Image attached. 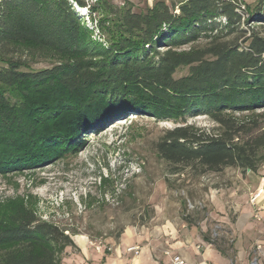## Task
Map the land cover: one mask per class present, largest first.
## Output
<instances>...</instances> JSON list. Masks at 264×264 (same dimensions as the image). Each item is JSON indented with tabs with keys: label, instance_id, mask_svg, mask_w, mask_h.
Wrapping results in <instances>:
<instances>
[{
	"label": "trees",
	"instance_id": "obj_1",
	"mask_svg": "<svg viewBox=\"0 0 264 264\" xmlns=\"http://www.w3.org/2000/svg\"><path fill=\"white\" fill-rule=\"evenodd\" d=\"M86 6L87 0H0V171L76 154L88 133L129 114L179 122L156 143L174 173L258 171L264 127L234 114L264 109V0L248 16L240 0H158L145 13L112 10L117 19L96 23L102 40L80 18L78 8ZM202 38L204 47L182 49ZM20 46L59 61L23 70ZM185 66L189 74L175 78ZM200 115L215 126L187 123ZM72 235L21 205L0 218V264H63L66 249L76 246Z\"/></svg>",
	"mask_w": 264,
	"mask_h": 264
},
{
	"label": "rangeland",
	"instance_id": "obj_2",
	"mask_svg": "<svg viewBox=\"0 0 264 264\" xmlns=\"http://www.w3.org/2000/svg\"><path fill=\"white\" fill-rule=\"evenodd\" d=\"M157 1L87 0L88 9H78L85 25L94 28V37L102 40L95 26L103 18L117 19L112 10L145 13ZM164 1L172 5L182 0ZM259 1L240 0L243 15L248 16V9L255 10ZM105 2L111 7L107 11L102 4ZM89 5L95 7L93 11ZM207 43L202 38L182 49L202 48ZM16 57L24 61L22 69L26 71L50 68L59 61L52 52L26 46L18 47ZM188 74L189 67L185 66L174 77ZM234 115L249 127H264V109ZM187 123L206 130L215 126L206 115L188 118ZM178 125L173 120L129 114L88 133L85 146L76 154L48 157L36 168L20 167L9 172L2 169L0 218H7L23 205L39 218L68 228L72 238L87 237L95 250L97 244L112 247L128 229L146 232L177 218L190 222L205 219L219 233L220 223L216 220L220 213L215 211L213 220L214 215L208 212L214 209L215 202L238 199L253 172L226 167L219 172L198 173L186 168L174 173V167L159 156L156 143ZM258 172L264 173V163ZM70 260H79L77 245L66 249L63 264Z\"/></svg>",
	"mask_w": 264,
	"mask_h": 264
},
{
	"label": "crops",
	"instance_id": "obj_3",
	"mask_svg": "<svg viewBox=\"0 0 264 264\" xmlns=\"http://www.w3.org/2000/svg\"><path fill=\"white\" fill-rule=\"evenodd\" d=\"M259 188L264 189V173L256 171L238 199L215 202L207 212L213 220L215 211L220 213L219 233L205 219L177 218L146 232L128 229L109 251L93 249L87 237L78 235L73 240L79 260L67 264H172L173 255L187 264H264V192L256 205L250 201ZM130 247H139V253Z\"/></svg>",
	"mask_w": 264,
	"mask_h": 264
},
{
	"label": "built area",
	"instance_id": "obj_4",
	"mask_svg": "<svg viewBox=\"0 0 264 264\" xmlns=\"http://www.w3.org/2000/svg\"><path fill=\"white\" fill-rule=\"evenodd\" d=\"M263 192H264V189H263V188H259V189H258V190H257L252 196H251L250 201H251V203H252L253 205H256V202H257L258 198L263 194ZM255 217H256L258 220H260V217H259L258 215H256ZM95 248H96V250H101V249L104 248V247H103V245H101V244H97V245H95ZM106 249L110 250L109 247H108V248L106 247ZM128 250H129V251H134V252L137 254V253H139L140 248H139V247H130ZM167 254H169V252H168ZM172 264H187V262H186L183 258H181L180 256H178V255H173V256H172ZM252 264H256V262L253 261Z\"/></svg>",
	"mask_w": 264,
	"mask_h": 264
}]
</instances>
